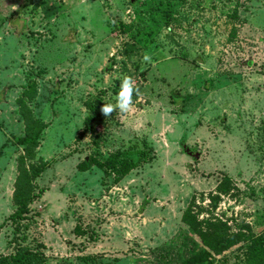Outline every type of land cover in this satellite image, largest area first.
Here are the masks:
<instances>
[{
	"label": "rangeland",
	"instance_id": "obj_1",
	"mask_svg": "<svg viewBox=\"0 0 264 264\" xmlns=\"http://www.w3.org/2000/svg\"><path fill=\"white\" fill-rule=\"evenodd\" d=\"M124 77L132 108L106 118ZM132 150L117 178L106 157ZM14 187L41 190L17 228ZM191 200L197 218L264 234V0H0V258L177 264L202 247L180 219ZM245 246L187 264H246Z\"/></svg>",
	"mask_w": 264,
	"mask_h": 264
},
{
	"label": "trees",
	"instance_id": "obj_2",
	"mask_svg": "<svg viewBox=\"0 0 264 264\" xmlns=\"http://www.w3.org/2000/svg\"><path fill=\"white\" fill-rule=\"evenodd\" d=\"M2 93V92H1ZM24 93V91H22ZM20 99V98H19ZM17 98V103L20 101ZM184 99V98H183ZM92 119V115L88 114L83 124L88 125ZM32 123H26L25 133L22 137L18 138L17 141L23 146V153L31 156V148L37 143L40 131L43 128V122L41 120L31 118ZM122 153L136 154L142 157L141 150H132L130 152L113 153L108 155L105 159L107 165H112L113 170L118 176H123L136 164L135 161L125 157ZM31 154V155H30ZM121 155V156H118ZM21 157V156H20ZM84 162V161H83ZM86 163V162H84ZM44 164V163H43ZM36 171V170H35ZM35 173H38V170ZM230 178L226 175L222 176V179L216 184L213 194H209V206L214 207L217 197L221 193H226L229 189ZM13 189V204L15 208L6 217L11 222H14V227H18V221L26 215L28 212V206L26 202H31L33 197L36 196L41 190L35 192V194L27 195L21 192L20 198H14ZM192 200L184 208L180 219L185 223L192 232L197 236L201 244V248L187 257L181 260L177 264H187L188 260H192L196 254H207V253H219L222 250L236 244L239 241H246L244 251V261L246 264H264V234H253L251 232L243 233L241 231H231L225 220H221L213 214H208L206 217L197 218L198 213L192 212ZM5 220L0 223V227L3 225ZM42 254L36 252V250H29L26 246H19L13 253L7 257L0 258V264H42ZM198 264L200 262L198 261ZM207 264V263H205Z\"/></svg>",
	"mask_w": 264,
	"mask_h": 264
},
{
	"label": "clouds",
	"instance_id": "obj_3",
	"mask_svg": "<svg viewBox=\"0 0 264 264\" xmlns=\"http://www.w3.org/2000/svg\"><path fill=\"white\" fill-rule=\"evenodd\" d=\"M144 61L150 62V57L145 55ZM135 81L131 77H124L119 85V92L116 95L115 104H103L100 111L107 118L113 112L119 111L121 114L128 113L133 105V95L138 93Z\"/></svg>",
	"mask_w": 264,
	"mask_h": 264
}]
</instances>
